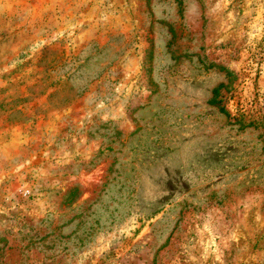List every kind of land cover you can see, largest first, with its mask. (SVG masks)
Returning a JSON list of instances; mask_svg holds the SVG:
<instances>
[{
    "label": "rangeland",
    "instance_id": "obj_1",
    "mask_svg": "<svg viewBox=\"0 0 264 264\" xmlns=\"http://www.w3.org/2000/svg\"><path fill=\"white\" fill-rule=\"evenodd\" d=\"M0 264H264V0H0Z\"/></svg>",
    "mask_w": 264,
    "mask_h": 264
},
{
    "label": "trees",
    "instance_id": "obj_2",
    "mask_svg": "<svg viewBox=\"0 0 264 264\" xmlns=\"http://www.w3.org/2000/svg\"><path fill=\"white\" fill-rule=\"evenodd\" d=\"M222 88H223V85L220 84V85H218L216 88L213 89V91H212L213 99H212L211 102H212V105H213V106H216V107L219 108V111H220L221 113L226 114V111L224 110L223 107H221V102H220L219 99H218V97H219V93H220V90H221Z\"/></svg>",
    "mask_w": 264,
    "mask_h": 264
}]
</instances>
